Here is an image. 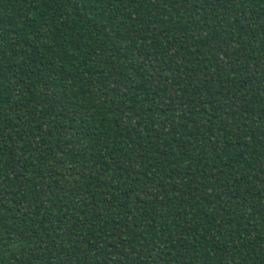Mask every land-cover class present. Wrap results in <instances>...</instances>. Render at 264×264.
<instances>
[{"label": "trees", "instance_id": "16d2710c", "mask_svg": "<svg viewBox=\"0 0 264 264\" xmlns=\"http://www.w3.org/2000/svg\"><path fill=\"white\" fill-rule=\"evenodd\" d=\"M0 264H264V0H0Z\"/></svg>", "mask_w": 264, "mask_h": 264}]
</instances>
